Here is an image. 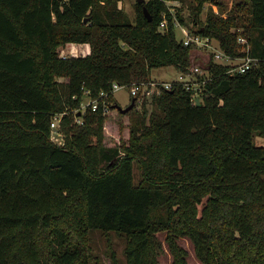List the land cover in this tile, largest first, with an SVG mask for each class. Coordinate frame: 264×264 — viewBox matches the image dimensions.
<instances>
[{
    "label": "trees",
    "instance_id": "obj_1",
    "mask_svg": "<svg viewBox=\"0 0 264 264\" xmlns=\"http://www.w3.org/2000/svg\"><path fill=\"white\" fill-rule=\"evenodd\" d=\"M119 1L0 0V264H104L93 230L125 237L126 264H161L166 247L172 264H191L182 238L202 264H264V146L253 141L264 137V60L235 75L210 60L200 105L174 85L151 112L117 109L130 115L119 143H105L103 104L116 109L115 82L187 69L193 47L177 20L231 54L243 53V34L264 58V0H181L188 18L145 0L134 20ZM206 2L220 12L211 6L203 19ZM69 43L90 50L63 58ZM85 94L97 110H82ZM57 114L62 143L52 138Z\"/></svg>",
    "mask_w": 264,
    "mask_h": 264
},
{
    "label": "built area",
    "instance_id": "obj_2",
    "mask_svg": "<svg viewBox=\"0 0 264 264\" xmlns=\"http://www.w3.org/2000/svg\"><path fill=\"white\" fill-rule=\"evenodd\" d=\"M214 11L219 13V7H215ZM166 26L167 19H164L160 25V29L165 30ZM175 27L176 31L180 30L182 32V36L179 40L183 41L186 45H191L193 47L190 55V64L187 69H177V75L168 80L161 78L157 79L151 76L147 81H133L129 84L115 82L111 90L113 94L116 90L126 88L129 90L132 99L135 98L136 102L144 103L147 100L152 101L163 91L172 89L174 85H181L184 89L190 92L192 102L196 103V99L199 98L202 103L204 96L207 94V85L214 78V73L209 64L210 60L214 63L227 66V72L231 75L244 73L252 69L260 61L264 60V58L250 53L249 40L243 34L238 35V43L242 44L244 47L243 53L231 54L226 52L220 46V42L217 38L196 33L191 26L185 25L178 20L176 21ZM237 31L242 32L240 28H238ZM86 53H81L78 47L74 48L73 45V48H71L69 52H66V48L64 47L60 54L63 58H67L69 56L84 55ZM106 94L107 93L105 92H101V95ZM89 104L92 105L93 110L99 108L98 99L91 100ZM103 104L105 110L108 111L110 108L109 103L104 101ZM61 116L62 114H57L54 117L52 122V138L53 133L56 131L60 134L58 130L59 126H57L55 120L57 119L60 122ZM77 120L81 121L79 117ZM60 143H62V141Z\"/></svg>",
    "mask_w": 264,
    "mask_h": 264
},
{
    "label": "rangeland",
    "instance_id": "obj_3",
    "mask_svg": "<svg viewBox=\"0 0 264 264\" xmlns=\"http://www.w3.org/2000/svg\"><path fill=\"white\" fill-rule=\"evenodd\" d=\"M166 1L171 6V9L173 12H177L178 10H180L181 14H183L184 17L188 18L191 8L187 2H184L181 0H166ZM218 1L223 2V4L226 5L227 7H231L235 1H239V0H218ZM136 2L137 0H120L119 1V5L126 10V12L129 14L132 20H134L136 16ZM211 6L213 7V9L215 7H218L215 4L211 5V3L206 2L204 9L202 11V14H201L203 19L206 18L208 10ZM176 32H177L178 38H180L182 36V32L180 30H177ZM73 45H74V48L78 47L81 53H86V52L88 53V51L90 50V47L88 44L71 43L65 46L66 52H69V50L73 48ZM151 75L152 77L157 78V79L161 78L164 80H168L177 75V69L174 66L154 68L152 69ZM114 96H115V99L118 101V104L122 105L123 107L128 106L132 101L130 92L126 88H121L119 90H116L114 92ZM89 103H90V98L87 94H85L83 104H82L83 111L86 109ZM138 106L139 108H142L143 106H145L149 112H151L154 109V105L152 101H148V100L146 101L144 105L142 102H139ZM139 108H137L136 110H141ZM132 110H134V108ZM129 116H121L118 113L117 109L108 110V118L105 123V127H106L105 128V132H106L105 143L107 145L119 143L121 140H128ZM55 121H56L57 126H59V123H58L59 121L57 119ZM120 123L124 124L123 129L120 128ZM53 139L56 142L63 141L62 134L61 133L59 134L56 131L55 133H53ZM253 141L256 145L264 146V137L258 133L254 134ZM135 175H136V181H138L140 179V169L138 168L137 165L135 166ZM89 235H90V245L92 247L93 253L98 255L104 264H111L113 254H115L120 264H126V258L124 254L126 239L123 235L117 234L115 232L104 234L100 230H93L90 232ZM160 235L163 238H165L164 234H160ZM180 244L189 250L188 260L191 264H202L195 256L193 245L189 241V239H186V238L180 239ZM172 261H173V257L169 249L166 247L165 251L160 256V262L161 264H172Z\"/></svg>",
    "mask_w": 264,
    "mask_h": 264
},
{
    "label": "water",
    "instance_id": "obj_4",
    "mask_svg": "<svg viewBox=\"0 0 264 264\" xmlns=\"http://www.w3.org/2000/svg\"><path fill=\"white\" fill-rule=\"evenodd\" d=\"M144 1L145 0H137V2H140V3L144 2ZM196 103H197V105H200L201 104V100L199 98H197L196 99ZM135 104H136V100H135V98H133L132 101H131V103L128 106L123 107L120 104H115V108L118 109L119 111H122L123 113H127L128 111H130L131 109L134 108ZM80 113L81 112H79L78 115H80Z\"/></svg>",
    "mask_w": 264,
    "mask_h": 264
},
{
    "label": "crops",
    "instance_id": "obj_5",
    "mask_svg": "<svg viewBox=\"0 0 264 264\" xmlns=\"http://www.w3.org/2000/svg\"><path fill=\"white\" fill-rule=\"evenodd\" d=\"M69 44H71V43H69Z\"/></svg>",
    "mask_w": 264,
    "mask_h": 264
}]
</instances>
